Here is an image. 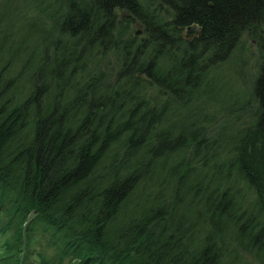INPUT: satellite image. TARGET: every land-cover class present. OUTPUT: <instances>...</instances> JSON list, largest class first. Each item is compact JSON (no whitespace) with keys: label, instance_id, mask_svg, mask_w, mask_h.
Returning a JSON list of instances; mask_svg holds the SVG:
<instances>
[{"label":"trees","instance_id":"1","mask_svg":"<svg viewBox=\"0 0 264 264\" xmlns=\"http://www.w3.org/2000/svg\"><path fill=\"white\" fill-rule=\"evenodd\" d=\"M55 13L45 57L0 62L3 256L264 264V0H59ZM246 35L261 57L228 112L251 107L248 120L173 123Z\"/></svg>","mask_w":264,"mask_h":264},{"label":"rangeland","instance_id":"2","mask_svg":"<svg viewBox=\"0 0 264 264\" xmlns=\"http://www.w3.org/2000/svg\"><path fill=\"white\" fill-rule=\"evenodd\" d=\"M60 1L63 5L64 0ZM58 5L59 0H0V44H5V49L0 52V62L11 58L17 62H13L11 67L16 68L15 65H22L28 59L37 61L41 56L45 57L49 47L48 41L59 32L55 13ZM132 28L141 32L139 25H132ZM233 56L213 71L212 91L206 96L205 104H201L200 109L191 107L178 112L173 123L186 126L211 111L215 116L210 131L214 130L216 133L221 127L234 128L238 123L248 120L251 107L237 112L228 110L234 106H241L242 101L249 99L252 73L257 57H261V53L258 51L256 41L246 35L241 47ZM156 91L155 86L149 88V93ZM36 247L42 248L47 256L56 254L54 247L40 244ZM3 249L0 247V264H16L15 261L3 256Z\"/></svg>","mask_w":264,"mask_h":264},{"label":"water","instance_id":"3","mask_svg":"<svg viewBox=\"0 0 264 264\" xmlns=\"http://www.w3.org/2000/svg\"><path fill=\"white\" fill-rule=\"evenodd\" d=\"M136 24H137V25H140V21L137 20V21H136ZM200 29H201L200 25H199L198 23L194 22V23L188 25V26L185 28L184 33H185L187 36H189V35H193V34H198V33L200 32ZM139 31H140V30H138L137 32H139Z\"/></svg>","mask_w":264,"mask_h":264}]
</instances>
